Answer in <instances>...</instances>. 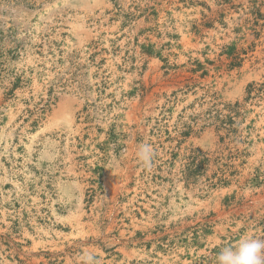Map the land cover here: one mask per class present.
<instances>
[{"label": "rangeland", "instance_id": "rangeland-1", "mask_svg": "<svg viewBox=\"0 0 264 264\" xmlns=\"http://www.w3.org/2000/svg\"><path fill=\"white\" fill-rule=\"evenodd\" d=\"M247 236L264 0H0V264H217Z\"/></svg>", "mask_w": 264, "mask_h": 264}, {"label": "clouds", "instance_id": "clouds-1", "mask_svg": "<svg viewBox=\"0 0 264 264\" xmlns=\"http://www.w3.org/2000/svg\"><path fill=\"white\" fill-rule=\"evenodd\" d=\"M136 155L145 168H151L155 153L150 145H140ZM93 260L94 257L88 256L85 259V264H92ZM216 261L217 264H264V239L244 237L234 247L222 248Z\"/></svg>", "mask_w": 264, "mask_h": 264}]
</instances>
